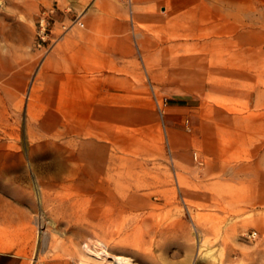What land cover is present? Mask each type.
<instances>
[{"label": "rangeland", "instance_id": "obj_1", "mask_svg": "<svg viewBox=\"0 0 264 264\" xmlns=\"http://www.w3.org/2000/svg\"><path fill=\"white\" fill-rule=\"evenodd\" d=\"M91 1L0 0V48L45 51L41 12ZM214 11L163 39L172 71L147 76L146 114L121 147L0 122V162L29 160L11 180L36 210L23 264H264V7ZM176 102L189 108L174 136Z\"/></svg>", "mask_w": 264, "mask_h": 264}, {"label": "crops", "instance_id": "obj_2", "mask_svg": "<svg viewBox=\"0 0 264 264\" xmlns=\"http://www.w3.org/2000/svg\"><path fill=\"white\" fill-rule=\"evenodd\" d=\"M57 5L63 12L57 10L54 36L75 17L84 26L75 25L46 53L29 47L0 48V122L13 120V125L24 119L38 134L121 147L126 132L140 129L146 114L142 89L147 76L155 80L159 72L172 71L167 58L172 47L162 45L163 39L193 33L205 13L215 16L214 8L264 7V0H133L131 7L119 0H92L82 8ZM170 78L165 77L164 86L172 85ZM188 108L181 102L172 105V135L180 132L177 123ZM147 117L153 120L151 111ZM193 121L203 128L202 113ZM169 140L171 147L170 133ZM202 140L205 143L204 132ZM180 151L176 148L179 159ZM0 163V259L23 264L22 256L35 237L36 210L22 197L21 184L11 180L28 173L14 168L28 167L29 160Z\"/></svg>", "mask_w": 264, "mask_h": 264}, {"label": "built area", "instance_id": "obj_3", "mask_svg": "<svg viewBox=\"0 0 264 264\" xmlns=\"http://www.w3.org/2000/svg\"><path fill=\"white\" fill-rule=\"evenodd\" d=\"M120 2L132 6L133 0H119ZM57 7L44 9L39 17L38 27V46L44 48L46 52L52 49L53 45L67 32H69L75 25L84 26V22L78 17H75L62 25L63 32L60 36H54V29L57 23ZM161 114L164 116L165 111L161 106ZM196 158H199L196 153Z\"/></svg>", "mask_w": 264, "mask_h": 264}, {"label": "bare ground", "instance_id": "obj_4", "mask_svg": "<svg viewBox=\"0 0 264 264\" xmlns=\"http://www.w3.org/2000/svg\"><path fill=\"white\" fill-rule=\"evenodd\" d=\"M126 259H127V258H126ZM126 259H125V260H126ZM126 263H127V264H133V263H132V262H130V261H129V262H126Z\"/></svg>", "mask_w": 264, "mask_h": 264}]
</instances>
